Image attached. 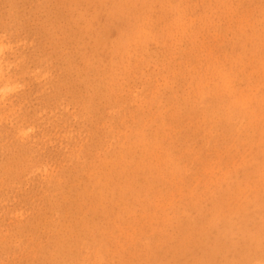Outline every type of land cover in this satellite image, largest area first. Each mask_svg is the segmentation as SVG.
Listing matches in <instances>:
<instances>
[{
    "label": "rangeland",
    "instance_id": "374dc122",
    "mask_svg": "<svg viewBox=\"0 0 264 264\" xmlns=\"http://www.w3.org/2000/svg\"><path fill=\"white\" fill-rule=\"evenodd\" d=\"M0 264H264V0H0Z\"/></svg>",
    "mask_w": 264,
    "mask_h": 264
}]
</instances>
